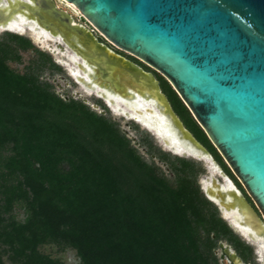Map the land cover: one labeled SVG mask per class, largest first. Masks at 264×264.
Returning a JSON list of instances; mask_svg holds the SVG:
<instances>
[{"label":"trees","instance_id":"obj_1","mask_svg":"<svg viewBox=\"0 0 264 264\" xmlns=\"http://www.w3.org/2000/svg\"><path fill=\"white\" fill-rule=\"evenodd\" d=\"M27 51V69L14 68ZM130 57L154 71L185 126L230 172L171 83ZM47 70L63 68L30 37L0 35V264H64L46 244L75 250L78 264H219L222 239L252 260L253 248L202 191L199 162L146 135L142 144L168 164L169 177L117 120L60 95Z\"/></svg>","mask_w":264,"mask_h":264},{"label":"water","instance_id":"obj_2","mask_svg":"<svg viewBox=\"0 0 264 264\" xmlns=\"http://www.w3.org/2000/svg\"><path fill=\"white\" fill-rule=\"evenodd\" d=\"M2 1L0 31H13L2 27L17 14L25 13L41 28L60 36L63 42L59 46L85 61L81 66L90 67L99 79L97 84L125 96L117 90L121 83L116 80L122 73L140 94L146 82L185 137L229 179L208 148L175 112L154 73L109 44L163 75L243 184L258 211L236 189L223 191L211 163H207L210 175L203 180L211 179L214 187L206 189L204 185L205 195L222 211L233 210L231 213L247 232L244 236L256 245V250L264 245V0H63L71 2L87 24L76 21L56 0H18L11 8L7 6L10 0ZM74 36L77 40L71 38ZM80 80L87 82L83 77ZM97 96L114 111L106 93ZM84 102L93 109L99 108L97 103ZM155 108L141 106L122 115L142 124L132 113L145 121L148 117L144 111L155 117ZM154 135L160 141V135ZM170 150L181 157L207 162L187 151ZM233 257L241 260L237 253Z\"/></svg>","mask_w":264,"mask_h":264},{"label":"bare ground","instance_id":"obj_3","mask_svg":"<svg viewBox=\"0 0 264 264\" xmlns=\"http://www.w3.org/2000/svg\"><path fill=\"white\" fill-rule=\"evenodd\" d=\"M3 2L0 0V4ZM10 5L7 3V6L11 8V6H14L17 4L18 0H10ZM70 7H72L78 14L79 11L76 9V7L69 1H66ZM6 4V3H5ZM3 3V5L5 6ZM33 23V24H31ZM35 23V24H34ZM3 28H8L13 31H18V32H26L27 30H30L31 33L38 39V41L45 46L46 48L51 49L54 52L62 53L67 57V60H63V63L67 65L68 69L70 70L71 74L79 81L81 84L82 88L85 89L88 93H93L97 95H103L106 93V100L114 110V112H117L119 114H124L126 113L125 111H132V109H136L138 107H154L157 108L155 113L156 116L154 117L153 115H150L149 113L144 111V115H146L148 118L145 121L141 120V116L139 114L132 113L134 118H137L139 121H141L142 125L145 127H148L151 129L154 133H157L160 138V142L166 147L173 149L174 151H178L182 153L183 151H187L190 155H194L196 157L202 158V159H207L208 157L204 156L203 152L199 151L193 145L189 139L185 137V135L182 133V131L178 128L176 123L174 122L173 118H170L168 114V110L166 106L163 104V102H159L156 99V96L153 92V90L148 88V85L144 84L145 88H142V94L140 92H137L135 90V85L130 86L127 83V76L122 73L121 77L118 78V82L121 84L117 86V90H122L125 93V96L120 95V93L116 92V89H112L109 87H105V85H99L97 84L96 80L98 81L99 79H96V77L93 76L92 71L90 67H82L81 64H85V61L81 60L76 54H74L70 49L64 50L59 46V42H63L62 38L60 36L54 35L51 31L46 30L44 28H41V25L38 24L37 21H32L28 19L27 15L25 13H19L15 18H13L10 22H8ZM77 40V37H71ZM80 46L81 43L79 44ZM86 48V46H84ZM126 76V77H125ZM85 78L87 82H83L80 80V78ZM118 77V74L116 75ZM117 82H115L116 84ZM109 86V85H108ZM121 86V87H119ZM140 91V90H139ZM115 101L112 102V99ZM156 129V131L154 130ZM163 139H168V142H164ZM171 143V144H168ZM207 163L210 164L211 161L207 159ZM212 167V173L215 174L218 172L217 167L215 164L211 163ZM204 185L206 189H209L211 187H214V183L211 179H204ZM228 187L230 190H234V187L232 186L231 182L227 179ZM222 187V186H221ZM223 191H225L226 186L222 187ZM217 191L218 188H215ZM229 191V190H228ZM219 196H213V198L219 200ZM228 200L230 199V196H226ZM224 215L225 217L228 218L230 222L233 223L237 227V229L243 234L247 235V232L245 229H242V226L239 224L238 218L234 216L231 212L233 210L228 211L224 209ZM258 247V256L259 258L264 257V245L263 246H257Z\"/></svg>","mask_w":264,"mask_h":264},{"label":"rangeland","instance_id":"obj_4","mask_svg":"<svg viewBox=\"0 0 264 264\" xmlns=\"http://www.w3.org/2000/svg\"><path fill=\"white\" fill-rule=\"evenodd\" d=\"M56 2H57V4L59 5L60 8L71 12L75 16L76 21L84 23V24H87L86 20L83 19V17H81L82 15L78 14L72 7L69 6V4L67 2H65L63 0H56ZM4 32H5L4 30L0 31V35L2 33H4ZM10 32H14V33H18V34H22V35L30 37L32 39L33 43L38 48H40L41 50L46 51L49 54H51L53 56L54 60L59 65L62 66V68H63L62 71H58V72L52 73L51 71L47 70V71H45L43 73V77L45 79L50 80L53 83L56 91L60 95H62L66 99H69V98L73 97V98L81 99L83 101H89L90 103L99 104V108L95 109V110L100 112L101 109H105L106 112L103 113V114H107V115L111 116L113 119L117 120L120 123V126H121L122 130L128 135V137H130L132 139V143L139 149V152L148 161L155 160L156 163L162 167V169L165 171V173L169 177H173V173L170 171V168H169L168 164L166 162L162 161L158 157L157 154L150 153L148 148L145 145H143L142 142H141L142 138H144L146 135H149L153 139V142L156 145V147H158L159 149H161V150H163L165 152L170 153L173 156H178V155L174 154L170 150V148H166L159 141V139L154 135L153 132L148 130L142 124L137 123L136 121H134L132 119L126 118L122 114H119L117 112L111 111L106 106V104L103 101V99L99 98L96 94L88 93L85 89H83L81 84L79 82H77L76 79L73 77V75L71 74V72L68 69V67L63 63V60H67V57L64 54H62V53L54 52L51 49L46 48L45 46H43L38 41V39L31 33L30 30H27L26 32H18V31H10ZM96 35L100 36L99 34H96ZM99 39L101 40L100 37H99ZM103 42H105V41H103ZM110 47H111V45H110ZM119 53H121V52H119ZM123 55H125L126 57L130 58L131 60L137 62L136 60H134L133 58L129 57L128 55H126V54H123ZM32 56H33L32 51L24 52L23 53V60L21 62L11 61L10 64L14 68H16V69H18L20 71H24V70L27 69V66L30 63V58ZM146 70L151 71V72L154 73L153 70H150V69H146ZM154 75H155V73H154ZM185 158L193 159V160L199 162L205 168V171L202 172L200 174V176H199V181L202 178V175H204V174L210 175V172H208V170H207V166H206L207 162L206 161L199 160V159H196V158L191 157V156L185 157ZM214 176L219 177V174L216 172L214 174ZM19 216L20 217L23 216L21 210H20ZM240 236H242V238H244L243 235H240ZM225 248H228L231 252L234 250L233 244H231L228 240H226V239L219 240L218 246L215 248V254H216V256H217V258L219 260V264H232V260L230 258H228L224 254L225 253L224 252ZM41 249L44 252H47V253L55 256V257L62 258L64 264H78V262H79V258L77 257L75 250H73L71 248L62 251V250L59 249V247L56 244H46V245H43L41 247ZM6 264H13V263H11L6 258ZM252 264H263V262L258 263L257 261L253 260Z\"/></svg>","mask_w":264,"mask_h":264},{"label":"flooded vegetation","instance_id":"obj_5","mask_svg":"<svg viewBox=\"0 0 264 264\" xmlns=\"http://www.w3.org/2000/svg\"><path fill=\"white\" fill-rule=\"evenodd\" d=\"M82 17V16H81ZM84 19V18H83ZM99 37H102V36H99ZM111 45V44H110ZM111 47H113L114 50H116L117 52L119 51V49H117L116 47H114L113 45H111ZM121 51V50H120ZM123 52L124 54L126 55H130V54H127L126 52L124 51H121ZM132 56V55H130ZM129 56V57H130ZM134 57V56H133ZM130 59V58H129ZM137 59V58H136ZM139 60V59H138ZM137 63V62H136ZM139 64V63H138ZM142 66V65H141ZM143 67V66H142ZM213 155V154H212ZM214 157V155H213ZM215 158V157H214ZM223 158V157H222ZM215 160L217 161V163L220 165L222 171L228 176V180L231 182L232 186L234 187V189H236L237 191H239L241 194H243L246 199L256 208L253 200L251 199V197L248 195L246 189L244 188L243 184L240 182V180L238 179V177L235 175V173L232 171V169L230 168V166L227 164V162L225 161V159L223 158V160L226 162L227 166L229 167L230 169V172H227V170L222 166V164L215 158ZM208 164H206L207 166ZM208 170V168H207ZM209 172V171H208ZM219 174V177H217L218 179V182L222 185V186H225L226 183H227V178L221 174V172L218 170L217 172ZM204 176H209L208 174H204L202 175V178L200 179L199 183L201 185V188H202V191H203V186H204V181H203V178ZM228 186V185H226ZM229 188V187H227ZM204 192V191H203ZM208 198V197H207ZM209 199V198H208ZM210 200V199H209ZM212 201V200H211ZM217 207H218V210L220 212V215L225 219L226 217H224V213L223 211L221 210L220 206L218 203H215L214 201H212ZM256 210L258 211V209L256 208ZM226 220V219H225ZM227 221V220H226ZM228 222V221H227ZM229 224V222H228ZM230 225V224H229ZM231 227V226H230ZM233 229V227H231ZM235 233H237L239 236L242 235L241 232L238 230H235L233 229ZM242 238V236H240ZM244 238H242V240H244L247 244H249L252 248H253V258L252 260L250 261H247L237 250L236 248L234 247V250L231 252L228 248H225L224 249V254L230 258L232 260V264H252L253 260L257 261L258 263H261L263 262L262 261V258H259L258 256V252L256 250V245L254 243H252L250 240H248L244 235H243ZM234 253H237L238 256L241 258L240 261H238L237 259H235L233 256H234ZM264 264V262H263Z\"/></svg>","mask_w":264,"mask_h":264}]
</instances>
